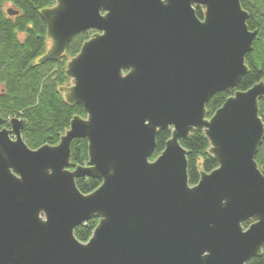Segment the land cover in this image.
Masks as SVG:
<instances>
[{
  "label": "water",
  "instance_id": "1",
  "mask_svg": "<svg viewBox=\"0 0 264 264\" xmlns=\"http://www.w3.org/2000/svg\"><path fill=\"white\" fill-rule=\"evenodd\" d=\"M196 7L203 8L202 18ZM11 16L17 11L10 9ZM59 89L82 107L57 145L30 149L26 121L0 129V264H247L264 249V82L236 90L210 117L206 104L236 89L257 31L240 0H55L40 11ZM160 130L164 150L150 160ZM202 132L217 167L188 183L180 140ZM87 142L70 168L71 142ZM99 179L82 194L76 179ZM98 219L87 242L76 227ZM248 222L247 227L243 224Z\"/></svg>",
  "mask_w": 264,
  "mask_h": 264
},
{
  "label": "trees",
  "instance_id": "2",
  "mask_svg": "<svg viewBox=\"0 0 264 264\" xmlns=\"http://www.w3.org/2000/svg\"><path fill=\"white\" fill-rule=\"evenodd\" d=\"M54 3L55 0H0V129L8 127L11 118L25 120L22 138L30 149L57 145L71 119L74 116H86L81 106L67 105L59 89L69 84L64 74L66 62L79 52L94 31L76 34L58 61L38 62L48 47L46 27L40 11ZM5 4H10L11 10L17 11V14L9 16L4 9ZM240 4L248 13L247 28L257 31L251 52L245 56L248 72L236 89L218 92L209 99L206 104L207 118L234 91H244L257 82H264V0H240ZM196 16H202L201 7H196ZM259 116L264 124V96L259 101ZM169 138L170 130L158 131L150 160L161 154ZM180 144L186 149L188 183L192 186L198 183L199 169L209 173L217 164L208 153L209 143L202 132H194L180 140ZM70 149L71 169L87 163L86 140H73ZM255 161L264 174V139ZM75 183L78 190L86 195L93 192L101 181L79 178ZM97 222L98 219L94 217L76 227V239L82 243L87 242ZM247 225L248 222L243 224L244 227ZM247 264H264V249L261 257L252 258Z\"/></svg>",
  "mask_w": 264,
  "mask_h": 264
},
{
  "label": "rangeland",
  "instance_id": "3",
  "mask_svg": "<svg viewBox=\"0 0 264 264\" xmlns=\"http://www.w3.org/2000/svg\"><path fill=\"white\" fill-rule=\"evenodd\" d=\"M4 9H5V10L10 9V10H11V9H12V6H11L10 4H5V5H4ZM202 11H203V8H202ZM48 44H49V43H48Z\"/></svg>",
  "mask_w": 264,
  "mask_h": 264
},
{
  "label": "flooded vegetation",
  "instance_id": "4",
  "mask_svg": "<svg viewBox=\"0 0 264 264\" xmlns=\"http://www.w3.org/2000/svg\"><path fill=\"white\" fill-rule=\"evenodd\" d=\"M200 18H202V16H201ZM246 55H247V54H246Z\"/></svg>",
  "mask_w": 264,
  "mask_h": 264
}]
</instances>
